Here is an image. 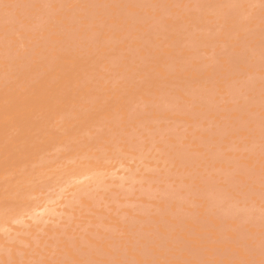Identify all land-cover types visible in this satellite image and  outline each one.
<instances>
[{"label":"rangeland","instance_id":"1","mask_svg":"<svg viewBox=\"0 0 264 264\" xmlns=\"http://www.w3.org/2000/svg\"><path fill=\"white\" fill-rule=\"evenodd\" d=\"M0 40V104L39 108L5 174L29 191L0 194L20 214L0 220V264H264V0H0Z\"/></svg>","mask_w":264,"mask_h":264},{"label":"bare ground","instance_id":"2","mask_svg":"<svg viewBox=\"0 0 264 264\" xmlns=\"http://www.w3.org/2000/svg\"><path fill=\"white\" fill-rule=\"evenodd\" d=\"M108 1H109V0H108ZM121 2H122V1H121ZM136 2H137V1H136ZM146 2H147V0H146ZM198 2H199V1H198ZM44 4H45V3H44ZM195 4H196V3H195ZM201 4H202V3H201ZM113 5H114V4H113ZM130 5H131V4H130ZM202 5H204V4H202ZM94 7H95V6H94ZM115 7H116V6H115ZM132 7H134V6H132ZM99 8H100V7H99ZM81 9H82V8H81ZM238 9H239V8H238ZM114 12H115V11H114ZM94 13H95V12H94ZM103 17H104V16H103ZM101 19H102V17H101ZM110 19H111V18H110ZM184 19H185V18H184ZM226 24H227V23H226ZM168 25H169V24H168ZM236 25H237V24H236ZM5 26H6V25H5ZM28 27H29V26H28ZM147 29H148V28H147ZM11 30H12V29H11ZM124 30H125V29H124ZM22 31H23V30H22ZM140 34H141V33H140ZM145 36H146V35H145ZM137 37H138V36H137ZM0 41H1V40H0ZM160 47H161V46H160ZM25 49H26V48H25ZM171 49H172V48H171ZM19 50H21V49H19ZM22 50H23V49H22ZM7 51H8V50H7ZM18 52H19V51H18ZM44 52H45V51H44ZM181 52H182V51H181ZM19 53H20V52H19ZM61 55H62V54H61ZM6 56H7V55H6ZM33 56H34V55H33ZM58 56H59V55H58ZM36 57H37V56H36ZM38 58H39V57H38ZM70 58H71V57H70ZM185 58H186V57H185ZM0 59H1V58H0ZM75 59H76V58H75ZM9 60H10V59H9ZM38 60H39V59H38ZM147 60H148V59H147ZM192 60H193V59H192ZM0 61H1V60H0ZM18 61H19V60H18ZM134 61H135V60H134ZM7 62H8V61H7ZM74 62H75V61H74ZM84 62H85V61H84ZM126 63H127V62H126ZM19 64H20V63H19ZM73 64H74V63H73ZM207 64H208V63H207ZM49 65H50V63H49ZM55 65H56V64H55ZM65 65H66V64H65ZM153 65H154V64H153ZM42 66H43V65H42ZM53 66H54V65H53ZM56 66H57V65H56ZM71 66H72V65H70L69 67H71ZM73 67H74V66H73ZM73 67H72V68H73ZM78 67H79V66H78ZM35 68H36V67H35ZM57 68H58V67H56V69H57ZM211 68H212V67H211ZM16 69H17V68H16ZM74 69H75V68H74ZM141 69H142V68H141ZM178 69H180V68H178ZM3 70H4V69H3ZM37 70H38V69H37ZM72 70H73V69H72ZM116 70H117V69H116ZM47 71H48V70H47ZM68 71H70V70H68ZM80 71H81V70H80ZM138 71H139V70H138ZM65 72H66V71H65ZM23 73H25V72H23ZM40 73H41V72H40ZM43 73H44V72H43ZM47 73H48V72H47ZM63 73H64V72H63ZM68 73H69V72H68ZM80 73H81V72H80ZM82 73H83V71H82ZM82 73H81V74H82ZM138 73H139V72H138ZM193 73H196V72H193ZM210 73H211V72H210ZM12 74H13V73H12ZM21 74H22V73H21ZM143 74H145V73H143ZM46 75H47V74H46ZM73 75H74V74H73ZM84 75H85V74H84ZM84 75H83V76H84ZM18 76H19V75H18ZM44 76H45V75H44ZM48 76H49V75H48ZM76 76H77V75H76ZM22 77H23V76H22ZM30 77H31V76H30ZM36 77H37V76H36ZM85 77H86V76H85ZM205 77H206V75H205ZM18 78H20V77H18ZM24 78H25V77H24ZM39 78H40V77H39ZM70 78H71V77H70ZM70 78H69V79H70ZM74 78H75V77H74ZM188 78H189V77H188ZM15 79H16V78H15ZM20 79H21V78H20ZM29 79H30V78H29ZM51 79H52V78H50L49 81H50ZM85 79H86V78H85ZM85 79H84V80H85ZM213 79H214V78H213ZM17 80H19V79H17ZM37 80H38V79H37ZM54 80H55V79H54ZM142 80H143V79H142ZM164 80H165V79H164ZM21 81H23V79H22ZM21 81H20V82H21ZM51 81H52V80H51ZM51 81H50V82H51ZM75 81H76V79H75ZM15 82H16V80H15ZM17 82H18V81H17ZM26 82H27V81H26ZM28 82H29V81H28ZM28 82H27V83H28ZM56 82H58V81H56ZM77 82H78V81H77ZM125 82H126V81H125ZM149 82H150V81H149ZM176 82H177V81H176ZM2 83H3V82H2ZM27 83H25V84H27ZM30 83H31V82H30ZM44 83H45V82H44ZM44 83H42V84L45 85ZM48 83H49V82H48ZM32 84H33V83H32ZM51 84H52V83H51ZM61 84H62V83H61ZM69 84H70V83H69ZM73 84H74V83H73ZM189 84H190V83H189ZM10 85H11V84H10ZM22 85H23V84H22ZM27 85H28V84H27ZM64 85H65V84H64ZM71 85H72V84H71ZM97 85H98V84H97ZM1 86H2V85H1ZM15 86H16V85H15ZM170 86H171V85H170ZM12 87H13V86H12ZM12 87H11V89L13 90ZM29 87H31V85H29ZM29 87H28V88H29ZM36 87H38V86H36ZM42 87H43V86H42ZM49 87H50V86H49ZM79 87H80V86H79ZM81 87H84V86H81ZM4 88H5V87H4ZM44 88H46V86L43 87V89H44ZM67 88L69 89V87H67ZM31 89H32V88H31ZM38 89L41 90V87L38 88ZM52 89H53V88H52ZM54 89H56V88H54ZM77 89H78V88H77ZM6 90H7V87H6V89H5V92H6ZM15 90H18V89L16 88ZM19 90L23 93L22 89H19ZM26 90H27V89H26ZM45 90H46V89L43 90L44 93L46 92ZM50 90H51V87H50ZM13 91H14V90H13ZM34 91H35V90H34ZM43 91H39V93L42 92V95H43V94H44ZM47 91H48V90H47ZM57 91H58V90H57ZM65 91H66V89H65ZM67 91H68V90H67ZM100 91H101V90H100ZM100 91H97V93L100 92ZM108 91H109V90H108ZM125 91H126V90H125ZM11 92H12V91H11ZM28 92H29V91H28ZM58 92H59V91H58ZM63 92H64V91H63ZM87 92H88V91H87ZM143 92H144V91H143ZM181 92H182V91H181ZM7 93H8V92H7ZM7 93H4V94H7ZM51 93H52V91H51ZM79 93H80V92H79ZM121 93H122V92H121ZM10 94H11V93H10ZM17 94L20 95L19 93H16V95H17ZM52 94H54V93H52ZM64 94H65V93H64ZM70 94H71V93H70ZM80 94H81V93H80ZM84 94H85V93H84ZM88 94H89V93H88ZM88 94H87V95H88ZM152 94H153V93H152ZM8 95H9V94H8ZM25 95H26V93H25ZM29 95H31V94L29 93ZM49 95H50V94H49ZM58 95H59V94H58ZM76 95H77V93H76ZM0 96H1V95H0ZM6 96H7V95H6ZM9 96H10V95H9ZM20 96L22 97L23 95H20ZM31 96L33 97V95H31ZM34 96H35V95H34ZM36 96H37V94H36ZM38 96H39V95H38ZM50 96H51V95H50ZM55 96L57 97V95H55ZM71 96H72V95H71ZM78 96H79V95H78ZM83 96H84V95H83ZM88 96H89V95H88ZM103 96H105V95L103 94ZM236 96H237V95H236ZM7 97H8V96H7ZM16 97H17V96H16ZM29 97H30V96H29ZM40 97H41V96H40ZM46 97H47V95H45V98H46ZM74 97H75V96H74ZM85 97H86V96H85ZM96 97H98V96H96ZM185 97H186V96H185ZM1 98H3V97H1ZM4 98H6V97H4ZM9 98H10V97H9ZM9 98H7V99H9ZM25 98H26V97H25ZM34 98H35V97H34ZM34 98H31V101L29 102V104H27V108H26V106H25V109L22 108V109L17 110V108H19V106H15V108H16V109H15V108H13L14 105H12V106L10 105L12 108H10V109H6V108L4 107V106H5L4 102H2V104H4V106H3L2 104H0V194H2V196H3L4 193H1V192H4V191H6V193L8 194V192H7L8 189H9V191L11 192V193H9L8 195H6V193H5V197H6V196H9V195H11L13 192H15V191L17 190V188L20 190V192H21V189H20V188L25 189L26 191H27V190L29 191V189H28L29 187H28V188H27V186L25 187L24 184H23V181H22V183H21L19 180H18V182H17V180H16V183L14 182L16 185H17V183L20 182V184H22L23 186H22V185H19V187H20V188H19V187H16L14 184H12V185H14V187L16 188V190H15V188H12V190H14V191L12 192V191H11V188H9V186H10V184H11V181L9 180L8 177L5 178V177H6L5 174L7 173L8 175H9V174L11 175V172L9 171L10 168L13 169L12 167H15V166H16V163H17L18 161L21 160V158H19V156H18L19 154H21L20 151H24V150H25L24 147L28 148L27 146H24V147H23L24 150H19L20 147H17L16 144L19 145V142L21 143V142L23 141V139H24L23 137H26V138L29 140L28 143H30L31 145H32V143H33L34 140H35V138H32V137H34V136L31 135L30 132H29V134H28V131H29L30 127L32 126V124L36 123V122L33 123V121H34V120L32 121L33 117L30 116L31 113H32L33 115H35V111H37L36 108H38V106H37L36 108H35V106H34V103H35V101H36ZM41 98H42V97H41ZM41 98H40V99H41ZM53 98H54V97H53ZM76 98H77V97H76ZM86 98H87V97H86ZM99 98H100V97H99ZM102 98H103V97H102ZM189 98H190V97H189ZM12 99L15 101V99H17V98H14V97H13ZM22 99H24V96H23ZM37 99H38V98H37ZM42 99H43V98H42ZM50 99H51V98H50ZM50 99H49V101H50ZM67 99H68V98L66 97V101H67ZM74 99H75V98H74ZM79 99H80V98H79ZM81 99L83 100L82 97H81ZM84 99H85V98H84ZM87 99H88V98H87ZM89 99H91V97H90ZM96 99H97V98H96ZM105 99H106V98H105ZM107 99H108V98H107ZM191 99H192V98H191ZM2 100H5V99H2ZM10 100H11V99H10ZM18 100H21V99H18ZM44 100H45V99H44ZM44 100H41V102H43ZM56 100L58 101V99H56ZM68 100H69V99H68ZM76 100H77V99H76ZM14 101H13V102H14ZM22 101H23V100H22ZM37 101H38V100H37ZM39 101H40V100H39ZM52 101H53V99H52ZM64 101H65V100H64ZM90 101H92V100H90ZM103 101H104V100H103ZM106 101H107V100H106ZM108 101H109V100H108ZM158 101H159V100H158ZM0 102H1V101H0ZM8 102H9V101H8ZM11 102H12V101H11ZM23 102H24V101H23ZM27 102H28V99H27ZM41 102H40V105H42ZM46 102H47V101H46ZM54 102H55V100H54ZM79 102H81V101H79ZM121 102H122V101H121ZM181 102H182V101H181ZM188 102H189V101H188ZM6 104H7V102H6ZM65 104H66V102H65ZM65 104H64V105H65ZM159 104H160V102H159ZM171 104H172V102H171ZM261 104H262V101H261ZM16 105H17V104H16ZM23 105H24V104H23ZM40 105H39V106H40ZM51 105H52V102H51ZM59 105H60V102H59ZM66 105H67V104H66ZM71 105H72V102H71ZM211 105H213V104H211ZM44 106H45V105H44ZM52 106H53V105H52ZM110 106H111V105H110ZM110 106H109V107H110ZM115 106H116V105H115ZM130 106H131V105H130ZM136 106H137V105H136ZM158 106H159V105H158ZM225 106H226V105H225ZM42 107H43V106H42ZM46 107H47V106H46ZM48 107H49V106H48ZM55 107H56V106H55ZM66 107H68V106H66ZM66 107H65V108H66ZM73 107H74V104H73ZM73 107L71 106V108H72V109H70L71 111L74 110ZM198 107H199V106H198ZM20 108H21V107H20ZM56 108H58V107H56ZM56 108H55V109H56ZM65 108H64V109H65ZM68 108H69V107H68ZM148 108H149V107H148ZM181 108H182V107H181ZM38 109H39V108H38ZM42 109H43V108H42ZM75 109H76V108H75ZM95 109H96V108H95ZM179 109H180V108H179ZM184 109H185V108H184ZM60 110H63V109H60ZM106 110H107V109H106ZM109 110H110V109H109ZM155 110H156V109H155ZM47 111H48V110H47ZM47 111H46V113H47ZM54 111H55V110H54ZM56 111H58V110H56ZM76 111H77V110H75L74 112H76ZM42 112H44V109H43ZM58 112H59V111H58ZM58 112H57V113H58ZM60 112H61V111H60ZM62 112H63V111H62ZM108 112H109V111H108ZM118 112H119V111H118ZM176 112H177V111H176ZM44 113H45V112H44ZM52 113H53V112H52ZM65 113H66V112H65ZM68 113H69V111H68ZM72 113H73V112H72ZM163 113H164V112H163ZM205 113H206V111H205ZM62 114H63V113H61V115H62ZM66 114H67V113H66ZM69 114H71V113H69ZM82 114H85V113H81L80 115H82ZM108 114H109V113H108ZM129 114H130V113H129ZM178 114H179V113H178ZM196 114H197V113H196ZM206 114H207V113H206ZM211 114H212V113H211ZM51 115H52V114H51ZM58 115L60 116V113H59ZM63 115L65 116V114H63ZM67 115H68V114H67ZM106 115H107V114H106ZM159 115H160V114H159ZM191 115H192V114H191ZM29 116H30L32 119H31ZM42 116H44V115H41V117H42ZM49 116H50V115H49ZM59 116H58V117H59ZM98 116H99V114H98ZM36 117H37V115H36ZM44 117H45V116H44ZM52 117H53V119H54V116H52ZM65 117H66V116H65ZM65 117H64V118H65ZM69 117H70V116H69ZM82 117H83V116H82ZM84 117H85V116H84ZM86 117H87V115H86ZM92 117H93V116H92ZM47 118H48V116H47ZM78 118H79V117H78ZM80 118H81V117H80ZM201 118H202V117H201ZM34 119H35V118H34ZM56 119H57V117H56ZM83 119H84V118H83ZM87 119H88V118H87ZM101 119H103V118L101 117ZM189 119H190V118H189ZM189 119H188V120H189ZM45 120H46V117H45ZM54 120H55V119H54ZM54 120H52V121L54 122ZM61 120H63V118H62ZM65 120H66V119H65ZM69 120H70V119H69ZM73 120H74V119H73ZM75 120H76V119H75ZM89 120H90V119H89ZM92 120H93V119H92ZM103 120H104V119H103ZM37 121H38V120H37ZM79 121H80V120H79ZM84 121H85V119H84ZM93 121H94V120H93ZM38 122H39V121H38ZM42 122H43V121H42ZM65 122H66V121H65ZM82 122H83V121H82ZM98 122H101V121L98 120L97 123H98ZM172 122H173V121H172ZM185 122H186V121H185ZM46 123L48 124V122H46ZM51 123H52V122H51ZM51 123H50V125L52 126L53 123H52V124H51ZM62 123H63V121H62ZM73 123H74V121H73ZM73 123H72V124H73ZM77 123H78V121H76V124H77ZM101 123H102V122H101ZM176 123H177V122H176ZM193 123H194V122H193ZM38 124H39V123H38ZM47 124H46V125H47ZM66 124H67V123H66ZM80 124H81V123H80ZM82 124H83V123H82ZM89 124H90V123H89ZM91 124H92V123H91ZM93 124H94V123H93ZM174 124H175V123H174ZM36 125H37V124H36ZM53 125H54V124H53ZM61 125H62V124H61ZM78 125H79V123H78ZM84 125H86V124H84ZM100 125H101V124H100ZM185 125H186V124H185ZM37 126H38V125H37ZM43 126H44V125H43ZM68 126H69V125H68ZM68 126H67V127H68ZM79 126H80V125H79ZM86 126H87V125H86ZM90 126H91V125H90ZM39 127H40V126H38V128H39ZM45 127H46V126H45ZM53 127L55 128V126H53ZM73 127H75V126H73ZM73 127H72V128H73ZM82 127H84V126H82ZM182 127H183V125H182ZM186 127H187V126H186ZM196 127H197V126H196ZM237 127H238V126H237ZM237 127H236V128H237ZM60 128H61V126H60ZM187 128H188V127H187ZM226 128H227V127H226ZM228 128H229V127H228ZM31 129H34V127H33V128L31 127ZM47 129H48V128H47ZM61 129H64V130H65V128H61ZM73 129H74V128H73ZM73 129H72V130H73ZM75 129H76V128H75ZM80 129H81V127H80ZM195 129H196V128H195ZM198 129H199V128H198ZM198 129H197V130H198ZM34 130H35V129H34ZM34 130H33V131H34ZM78 130H79V129H78ZM159 130H160V129H159ZM19 131H21V133H22V136H21V137H20V135H19ZM55 131H56V129H55ZM59 131H60V130H59ZM65 131H66V130H65ZM80 131H81V130H80ZM89 131H90V130H89ZM51 132H52V131H51ZM53 132H54V131H53ZM56 132H57V131H56ZM67 132H68V131H67ZM77 132H78V131H77ZM77 132H76V133H77ZM161 132H162V131H161ZM192 132H193V131H192ZM208 132H209V131H208ZM63 133H64V132H63ZM70 133H71V131H70ZM153 133H154V132H153ZM171 133H172V132H171ZM47 134H50V132H48ZM47 134H46V135H47ZM51 134H53V133H51ZM58 134L63 135L62 133H59V132H58ZM71 134H72V133H71ZM164 134H165V133H164ZM34 135H35V134H34ZM46 135H45V136H46ZM65 135H66V134H65ZM67 135H68V134H67ZM74 135H75V133H74ZM158 135H159V134H158ZM173 135H174V133H173ZM56 136H58V135H56ZM63 136H64V135H63ZM155 136H156V135H155ZM42 137H43V136H42ZM46 137H47V136H46ZM68 137H69V136H68ZM75 137H76V136H75ZM78 137H80V136H78ZM78 137H77V138H78ZM85 137H86V136H85ZM57 138H58V137H57ZM65 138H66V137H65ZM73 138H74V137H73ZM193 138H194V137H193ZM40 139H41V137H40ZM40 139H39V140H40ZM43 139H45V138H43ZM51 139H52V138H51ZM59 139H61V138H59ZM36 140H37V138H36ZM53 140H55V139H53ZM61 140H62V139H61ZM63 140H65V139H63ZM159 140H160V139H159ZM181 140H182V139H181ZM26 141H27V140H26ZM47 141H49V140H47ZM55 141H56V140H55ZM55 141H54V142H55ZM57 141H58V139H57ZM66 141H67V140H66ZM233 141H234V140H233ZM40 142H41V141H40ZM51 142H53V141H51ZM54 142H53V144H55ZM59 142H60V141H58L57 144H59ZM61 142H62V141H61ZM161 142H162V141H161ZM197 142H200V141H197ZM210 142H211V141H210ZM210 142H209V143H210ZM43 143H44V142H43ZM65 143H66V142H65ZM169 143H170V142H169ZM239 143H241V142H239ZM35 144H39V143H37V142L35 141ZM155 144H156V143H155ZM20 145H23V143L20 144ZM25 145H27V143H26ZM49 145H50V143H49ZM143 145H144V144H143ZM157 145H158V144H157ZM162 145H163V144H162ZM42 146H43V145H42ZM42 146H41V147H42ZM52 146H53V145H52ZM52 146L50 147L51 150H52ZM64 146H65V145H64ZM64 146H63V147H64ZM95 146H96V145H95ZM172 146H173V145H172ZM174 146H175V145H174ZM35 147H36V145H35ZM35 147H34V148H35ZM43 147H44V146H43ZM53 147H54V146H53ZM65 147H66V146H65ZM188 147H189V146H188ZM45 148H46V147H45ZM60 148H61V147H60ZM147 148H148V147H147ZM29 149H30V147H29ZM37 149L39 150V148H37ZM55 149H56V147H55ZM180 149H181V148H180ZM228 149H229V148H228ZM26 150L28 151V149H26ZM45 150H46V149H45ZM162 150H163V149H162ZM52 151H53V150H52ZM179 151H180V150H179ZM222 151H223V150H222ZM31 152H32V151H31ZM47 152H48V151H47ZM63 152H64V151H63ZM141 152H142V151H141ZM162 152H163V151H162ZM23 153H24V152H23ZM25 153H26V152H25ZM38 153H39V152H38ZM45 153H46V152H45ZM175 153H176V152H175ZM186 153H187V152H186ZM226 153H228V152H226ZM33 154H34V153H33ZM36 154H37V153H36ZM149 154H150V153H149ZM181 154H182V153H181ZM190 154H191V156H193V154H192L191 152H190ZM22 155L24 156V154H22ZM41 155H42V154H41ZM55 155H56V154H55ZM162 155H163V154H162ZM185 155L187 156L188 154H185ZM211 155H212V154H211ZM220 155H221V154H220ZM31 156H32V155H31ZM172 156H173V155H172ZM39 157H40V155H39ZM56 157H57V156H56ZM139 157H140V156H139ZM178 157H179V155H178ZM27 158H28V157L26 156V159H27ZM30 158H31V157H30ZM33 158H34V157H33ZM37 158H38V157H37ZM41 158H42V157H41ZM49 158H50V157H49ZM52 158H53V157H52ZM54 158H55V157H54ZM113 158H115V157H113ZM216 158H217V157H216ZM23 159H24V158H23ZM26 159L24 160V162L26 161ZM57 159H59V158L57 157ZM94 159H95V158H94ZM167 159H168V158H167ZM232 159H233V158H232ZM42 160H43V159H42ZM59 160H61V158H60ZM96 160H97V159H96ZM96 160H95V161H96ZM146 160H147V159H146ZM196 160H197V159H196ZM199 160H200V159H199ZM28 161H29V160H27V162H28ZM30 161H32V160H30ZM56 161H57V160H56ZM93 161H94V160H93ZM132 161H133V159H132ZM154 161H155V160H154ZM213 161H214V160H213ZM21 162H22V161H21ZM24 162H23V163H24ZM27 162H25V163H27ZM62 162H63V161H62ZM88 162H89V161H88ZM147 162H148V161H147ZM152 162H153V161H152ZM180 162H181V161H180ZM183 162H184V161H183ZM23 163H22V164H23ZM55 163H56V162H55ZM156 163H158V162H156ZM20 164H21V163H20ZM28 164H29V163H28ZM51 164H52V163H51ZM53 164H54V163H53ZM89 164H90V163H89ZM143 164H144V163H143ZM172 164H173V163H172ZM172 164H171V165H172ZM222 164H224V163L222 162ZM32 165H33V164H32ZM55 165H56V164H55ZM59 165H60V162H59ZM63 165H64V164H63ZM96 165H98V163H97ZM96 165H94V167H95ZM183 165H184V164H183ZM191 165H192V164H191ZM194 165H195V164H194ZM24 166H25V165H23V167H24ZM50 166H51V165H50ZM50 166H49V167H50ZM86 166H87V165H86ZM91 166H92V164H91ZM143 166H144V165H143ZM143 166H142V167H143ZM40 167H42V166H39L38 168H40ZM45 167H47V165H46ZM57 167H58V166H57ZM61 167H62V166H60L59 168L61 169ZM83 167H84V165H82L81 168H83ZM87 167H88V166H87ZM92 167H93V166H92ZM92 167H91V168H92ZM96 167L98 168V166H96ZM114 167H115V166H114ZM114 167H113V168H114ZM134 167H135V166H134ZM28 168H30V166H29ZM28 168H26L25 170H27ZM36 168H37V167H36ZM43 168H44V167H43ZM89 168H90V166H89ZM147 168H148V167H147ZM147 168H146V169H147ZM190 168H191V167H190ZM204 168H205V167H204ZM18 169H19V168H18ZM18 169H17V170H18ZM86 169H87V168H86ZM127 169H128V168H127ZM20 170H21V169H20ZM44 170H45V169H44ZM84 170H85V167H84ZM107 170H108V169H107ZM177 170H178V169H177ZM7 171H9L10 173H8ZM11 171H12V170H11ZM21 171L23 172V170H21ZM21 171H19V172H21ZM33 171H34V170H33ZM35 171H36V170H35ZM111 171H112V170H111ZM165 171H166V170H165ZM204 171H205V170H204ZM22 172L20 173V175H18V174H16V175H18V176L21 178V174H22ZM29 172H30V171H29ZM42 172H43V170H42ZM42 172H38V171H37V172H35V173H37V175H38L39 173L41 174ZM59 172H60V171H58L57 174H58ZM118 172H119V171H118ZM118 172H116V173H118ZM126 172H127V171H126ZM193 172H194V171H193ZM32 173H33V172H32ZM104 173H105V172H104ZM116 173H115V174H116ZM129 173H130V172H129ZM184 173H185V172H184ZM189 173H190V172H189ZM211 173H212V172H211ZM7 174H6V175H7ZM12 174L15 175L14 173H12ZM23 174H24V172H23ZM40 174H39V175H40ZM43 174H44V173H43ZM43 174H42V175H43ZM53 174H54V173H53ZM53 174H52V175H53ZM60 174H61V173H60ZM91 174H92V173H91ZM91 174H90V175H91ZM96 174H97V173H96ZM107 174H108V173H107ZM107 174H106V176L109 177V174H110V173H109L108 175H107ZM115 174H112V177H113ZM118 174L120 175L121 172L118 173ZM139 174H140V173H139ZM202 174H203V171H202ZM202 174H201V175H202ZM220 174H221V172H220ZM10 175H9V177H10ZM25 175H26V174H25ZM34 175H35V177H38V176H39V175L37 176L36 174H34ZM34 175H33V176H34ZM94 175H95V174H94ZM94 175H91V177H93ZM119 175H118V176H119ZM122 175H123V173H122ZM125 175H126V173H124V176H125ZM178 175H179V174H178ZM178 175H177V176H178ZM23 176H24V175H22V177H23ZM26 176L29 177L28 174H27ZM33 176L30 175V177L34 178ZM47 176H48V175H46L44 178H42V176H40L39 178H42V179L47 180V179H46ZM50 176H51V175H49V177H50ZM56 176H58V175L55 174V177H56ZM63 176H65V178L67 177V179L70 178L69 175L67 176L66 173H65V175H63ZM63 176H61V177H62V181H63V178H64ZM104 176H105V175H104ZM132 176H133V175H132ZM231 176H232V175H231ZM231 176H230V178H231ZM30 177H29V179H28V178L25 179V177H23V179L21 178V180H24V179H25V181H26V180H32V179H30ZM52 177H54V176H51V178H48V179L50 180V179H52ZM71 177H72V176H71ZM82 177H83V176H82ZM96 177H97V175L95 176V178H96ZM110 177H111V175H110ZM119 177H120V176H119ZM221 177H223V176H221ZM10 178H11V177H10ZM59 178H60V177H59ZM89 178H90V177H89ZM93 178H94V177H93ZM161 178H162V177H161ZM192 178H193V177H192ZM15 179H18V178L15 177ZM36 179H37V178H36ZM42 179H39V180L37 179V180H38V182H39V181H41ZM96 179H97V178H96ZM121 179H122V178H121ZM154 179H155V178H154ZM181 179H182V178H181ZM199 179H201V178H199ZM204 179H205V178H204ZM206 179H207V178H206ZM227 179H228V178H227ZM235 179H237V178H235ZM11 180H12V179H11ZM45 180H44V181H45ZM71 180H72V179H71ZM91 180H92V179H91ZM107 180H108V179H107ZM107 180H106V181H107ZM109 180H110V179H109ZM186 180H187V179H186ZM231 180H232V179H231ZM33 181H34V180H33ZM44 181L42 180L43 183H44ZM52 181H53V180H52ZM52 181L50 180V181H48V182H46V181H45V182H46V183H50V182H52ZM56 181H57V180H55L54 182H56ZM59 181H61V179H59L58 182H59ZM62 181H61V182H62ZM66 181H67V180H66ZM89 181H90V180H89ZM110 181H112V180H110ZM120 181H122V180H120ZM195 181H196V180H195ZM9 182H10V184H9ZM30 182H31V181H30ZM36 182H37V181L34 182V185H35ZM42 182H41L40 187L42 186ZM90 182H91V181H90ZM90 182H89V183H90ZM93 182H95V180H94ZM96 182H97V181H96ZM107 182H108V181H107ZM118 182H119V181H115V183H114V182H113V183L116 184V183H118ZM179 182H180V181H179ZM232 182H233V181H232ZM12 183H13V180H12ZM24 183H25V182H24ZM62 183H63V182H62ZM80 183H81V182H80ZM154 183H155V182H154ZM210 183H211V182H210ZM230 183H231V182H230ZM235 183H236V182H235ZM235 183H234V184H235ZM239 183H240V182H239ZM239 183H237V184H239ZM25 184H27V182H26ZM29 184H32L31 186L33 187V189L35 188V186H37V184H36L35 186H33V182H32V183H29ZM54 184H55V183H54ZM59 184H60V183H59ZM59 184H58V185H59ZM67 184H68V182H67ZM83 184H84V183H83ZM119 184H120V183H119ZM125 184H126V183H125ZM127 184H128V183H127ZM152 184H153V183H152ZM223 184H225V183H223ZM228 184H229V183H228ZM12 185H11V186H12ZM44 185H45V184H44ZM44 185H43V186H44ZM56 185H57V184H55L54 186L56 187ZM94 185H95V184H94ZM106 185H107V184H106ZM116 185H117V184H116ZM122 185H123V184H122ZM157 185H158V184H157ZM11 186H10V187H11ZM17 186H18V185H17ZM28 186H30V185H28ZM61 186H62V185H60V187H61ZM63 186H64V185H63ZM83 186H84V185H83ZM135 186H136V185H135ZM230 186H231V185H230ZM232 186H233V185H232ZM23 187H24V188H23ZM32 187H31L30 189H32ZM84 187H86V186H84ZM87 187H89V186H87ZM87 187H86V188H87ZM91 187H92V186H90V188H91ZM195 187H196V186H195ZM7 188H8V189H7ZM26 188H27V189H26ZM43 188H44V187H43ZM48 188H50V187H48ZM57 188H59V187H57ZM62 188H63V187H62ZM62 188H60V189L62 190ZM64 188H65V187H64ZM90 188H89V189H90ZM159 188H160V187H159ZM217 188H218V187H217ZM228 188H229V187H228ZM35 189H37L36 191L38 192V190H39V186H38V188H35ZM84 189H85V188H84ZM110 189H113V188H110ZM130 189H131V188H130ZM198 189H199V188H198ZM226 189H227V188H226ZM230 189H231V188H230ZM19 190H18V191H19ZM53 190H54V189H53ZM55 190L57 191L58 189H55ZM233 190H234V189H233ZM18 191L15 192V193H19ZM23 191H24V190H22V192H23ZM28 191H27V192H28ZM66 191H68V190L66 189L65 192H66ZM71 191H72V190H71ZM71 191H70V192L68 191V193H71ZM86 191H87V190H86ZM97 191H98V190H97ZM117 191H118V190H117ZM37 192H36V193H37ZM92 192H94V191H91V193H92ZM99 192H100V191H99ZM99 192H96V193H99ZM191 192H192V191H191ZM200 192H201V191H200ZM220 192H221V191H220ZM225 192H226V191H225ZM23 193H25L26 196L28 195V193H26V192H23ZM23 193H22V194H23ZM30 193H31V192H30ZM32 193H34V191H32ZM38 193H39V192H38ZM68 193H67V194H68ZM94 193H95V192H94ZM179 193H180V191H179ZM231 193H232V192H231ZM13 194H14V193H13ZM22 194H21V195H22ZM67 194H65V195H67ZM14 195L16 196V194H14ZM18 195H19V194H18ZM37 195H38V194H37ZM37 195H36V198H37ZM51 195H52V194H51ZM53 195H54V194H53ZM55 195H57V194H55ZM59 195H60V194H59ZM63 195H64V194H63ZM117 195H118V194H117ZM142 195H143V194H142ZM220 195H221V194H220ZM229 195H230V194H229ZM19 196H20V195H19ZM19 196H18V197H19ZM23 196H24V194H23L21 197L23 198ZM170 196H171V195H170ZM194 196H195V195H194ZM196 196H197V195H196ZM3 197H4V196H3ZM5 197H4V198H5ZM12 197H13V196H12ZM21 197H19L20 199L17 198V202H18V205H19V206L23 205V204L20 205L19 202H21V203H25V200H26V199L24 200V198H27V197L24 196V198L21 199ZM30 197H31V196H30ZM30 197H29V198H30ZM51 197H52V196H51ZM60 197H61V195H60ZM64 197H65V196H64ZM103 197H104V196H103ZM9 198H10V197H9ZM34 198H35V197H34ZM40 198H41V199H40ZM40 198L38 199L37 202H39V200H42V197H40ZM48 198H49V197H48ZM48 198H46V199H48ZM129 198H130V197H129ZM140 198H141V197H140ZM189 198H190V197H189ZM231 198H232V197H231ZM7 199H8V198H7ZM49 199H50V198H49ZM51 199H53V198H51ZM51 199H50V200H51ZM73 199H74V198H73ZM131 199H132V198H131ZM191 199H192V198H191ZM226 199H227V198H226ZM226 199H225V200H226ZM232 199H234V198H232ZM20 200H21V201H20ZM22 200H24V202H23ZM34 200H36V199H34ZM34 200H32V201L34 202ZM50 200H49V201H50ZM96 200H97V199H96ZM169 200H170V199H169ZM215 200H216V199H215ZM4 201H5V200H4ZM7 201H8L9 204L7 203ZM7 201H6L5 204H8V206L11 207V205L13 204V203H12V202H13L12 199H11V203H12L11 205H10V202H9L10 200H7ZM32 201H31V202H32ZM101 201H102V200H101ZM131 201H132V200H131ZM191 201H192V200H191ZM226 201H227V200H226ZM236 201H239V200H236ZM29 202H30V201L27 202V205H28ZM33 202H32V203H33ZM37 202H36V203H37ZM41 202H44V201H41ZM63 202H64V201H63ZM201 202H202V201H201ZM223 202H224V201H223ZM233 202H234V201H233ZM1 203H2V205L4 204L2 201H1ZM32 203H30V204H32ZM39 203H40V202H39ZM64 203H65V202H64ZM171 203H172V202H171ZM187 203H188V202H187ZM236 203H237V202H236ZM241 203H242V202H241ZM14 204H17V203H14ZM18 205H15V207L18 208V207H19ZM24 205H25V204H24ZM24 205H23V206H24ZM27 205H26V206H27ZM40 205H41V203H40ZM193 205H195V204H193ZM226 205H227V204H226ZM32 206H33V205H32ZM46 206H47V205H46ZM208 206H209V205H208ZM2 207H3V206H2ZM5 207H6V206H5ZM15 207H14V208H15ZM21 207H22V206H21ZM21 207H19L20 210H21ZM35 207H37V205H35L34 208H35ZM43 207H44V206H42V209H43ZM72 207H74V206H72ZM101 207H102V206H101ZM106 207H107V206H106ZM181 207H182V206H181ZM184 207H185V206H184ZM187 207H188V206H187ZM193 207H195V206H193ZM219 207H220V206H219ZM227 207H228V206H227ZM24 208H25V207H24ZM31 208H32V207H30V205H29V206H28V209H31ZM34 208H33V209H34ZM49 208H50V207H49ZM49 208H48V209H49ZM74 208H75V207H74ZM76 208L78 209V207H76ZM94 208H95V207H94ZM157 208H158V207H157ZM214 208H215V207H214ZM221 208H222V207H221ZM235 208H237V207H235ZM0 209H1V208H0ZM5 209H6V208L3 207V209L0 210V215L3 213V211H6ZM8 209H9L10 211H9ZM22 209H23V208H22ZM35 209H36V208H35ZM35 209H34V211H35ZM37 209H39V207H37ZM45 209H46V208H45ZM71 209H73V208H71ZM206 209H207V208H206ZM210 209H211V208H210ZM210 209H209V210H210ZM222 209H223V208H222ZM225 209H226V208H225ZM2 210H3V211H2ZM39 210H41V208H40ZM55 210L59 211L58 209H55ZM55 210H54V208H52V209H50L49 212H51V211L54 212ZM66 210H67V209H66ZM214 210H216V209H214ZM14 211H15L16 213H19V212H20V211H18V210H14V209H13V212H12V211H11V208L7 207V212L15 213ZM22 211H23V210H21V212H22ZM43 211H44V213H45V212H47L48 210H47V211L43 210ZM61 211H62V210H61ZM63 211H64V210H63ZM68 211H69V210H68ZM68 211H66V212H68ZM73 211H74V210H73ZM80 211H81V210H79L78 212H80ZM96 211H97V210H96ZM136 211H137V210H136ZM1 212H2V213H1ZM7 212H6V213H7ZM21 212H20V213H21ZM59 212H60V211H59ZM59 212H58V213H59ZM71 212H72V211H71ZM74 212H75V211H74ZM101 212H102V211H101ZM237 212H238V211H237ZM39 213H40V212H39ZM198 213H199V212H198ZM209 213H210V211H209ZM218 213H219V212H218ZM226 213H227V212H226ZM4 214H5V212L1 215V216H3V217H2L0 220H3L4 217H5V219H10V218H12V216H13V218H14V217H16L15 215H18V214H14V215L11 216L10 213H7V214H8L7 216L10 215L11 217L6 218V216H5ZM48 214L50 215L51 213H48ZM48 214H47V213L45 214L47 219H48V216H49ZM52 214H53V213H52ZM103 214H104V213H103ZM128 214H129V213H128ZM199 214H201V213H199ZM204 214H205V213H204ZM19 215H20V214H19ZM19 215H18V216H19ZM43 215H44V214H43ZM43 215H42V216H43ZM137 215H138V214H137ZM150 215H151V214H150ZM42 216H40L41 219H43ZM57 216H58V215H57ZM88 216H89V214H88ZM93 216H94V215H93ZM196 216H197V215H196ZM228 216H229V215H228ZM19 217H20V216H19ZM37 217H38V216H37ZM44 217H45V216H44ZM50 217H51V215L49 216V218H50ZM58 217H59V216H58ZM58 217H57V218H58ZM60 217H61V216H60ZM62 217L64 218V216H62ZM120 217H121V216H120ZM132 217H133V216H132ZM155 217H157V216H155ZM51 218L53 219V221H55V219H57V218H55V217H54V218L51 217ZM67 218H70V217L68 216ZM110 218H112V216H111ZM201 218H202V217H201ZM206 218H207V217H206ZM230 218H231V217H230ZM41 219H40V220H41ZM59 219H60V218H59ZM81 219H82V218H81ZM99 219H100V218H99ZM103 219H104V217H103ZM173 219H174V218H173ZM219 219H220V218H219ZM223 219H224V218H223ZM3 221H5V220H3ZM6 221H7V220H6ZM24 221H26V219H25ZM62 221H63V220H62ZM142 221H143V220H142ZM175 221H176V220H175ZM195 221H197V220H195ZM206 221H207V220H206ZM222 221H223V220H222ZM0 222H2V221H0ZM45 222H47V220L44 221L43 223H45ZM57 222H58V224H59L60 221H58V219H57ZM81 222H82V221H81ZM111 222H112V221H111ZM111 222H110V223H111ZM152 222H153V221H152ZM2 223H3V222H2ZM4 223H5V222H4ZM7 223H8V222H7ZM7 223H6V224H7ZM35 223H36V222H35ZM37 223H38V221H37ZM49 223L51 224V222H49ZM49 223H47V224H48L47 226H50ZM55 223H56V221H55ZM86 223H87V222H86ZM112 223H113V222H112ZM117 223H118V222H117ZM127 223H128V222H127ZM149 223H150V222H149ZM153 223H154V222H153ZM198 223H199V221H198ZM200 223H201V222H200ZM0 224H1V223H0ZM70 224H71V223H70ZM83 224H84V223H83ZM124 224H125V223H124ZM155 224H156V223H155ZM207 224H208V223H207ZM24 225H25V224H24ZM34 225H35V224H34ZM113 225H114V224H113ZM140 225H141V224H140ZM201 225H202V224H201ZM1 226H2V225H0V227H1ZM132 226H133V225H132ZM142 226H143V225H142ZM145 226H146V225H145ZM152 226H153V225H152ZM13 227H14V226H13ZM13 227H11V229H15V227H14V228H13ZM74 227H75V226H74ZM20 228H21V230L18 229V227H17L14 231H17V230H18V231H21V232H22V229H24V228H23V227H20ZM28 228H29V227H28ZM80 228H81V227H80ZM115 228H116V227H115ZM131 228H132V227H131ZM142 228H143V227H142ZM148 228H149V227H148ZM29 229H30V228H29ZM32 229H33V228H32ZM37 229H38V228H37ZM43 229H44V228H43ZM47 229H48V228H47ZM75 229H76V227H75ZM91 229H92V228H91ZM112 229H113V228H112ZM140 229H141V228H140ZM24 230H27V229H24ZM24 230H23V232H26V231H24ZM33 230L36 231V229H33ZM126 230H127V229H126ZM130 230H131V229H130ZM34 231H33V232H34ZM151 231H152V230H151ZM63 232H64V231H63ZM68 232H69V231H68ZM73 232H74V231H73ZM13 233H14V232H13ZM18 233H19V232H18ZM80 233H81V232H80ZM19 234H20V233H19ZM27 234H28V231H27ZM36 234H37V233H36ZM36 234H34V235H36ZM84 234H86V233H84ZM121 234H122V233H121ZM16 235H17V234H15V236H16ZM29 235L32 236L33 234H30V233H29ZM38 235H39V234H38ZM38 235H37V236H38ZM150 235H151V234H150ZM6 236H7V235H6ZM6 236H5V238H6ZM10 236H11V235H10ZM12 236H14V234H12ZM15 236H14V237H15ZM132 236H133V235H132ZM138 236H139V235H138ZM166 236L170 237L171 235H166ZM166 236H165V237H166ZM1 237H2V236H1ZM140 237H141V236H140ZM241 237H242V236H241ZM18 238H19V237H18ZM31 238H32V237H31ZM33 238H34V237H33ZM66 238H67V237H66ZM143 238H144V237H143ZM23 239H24V238H22V240H23ZM124 239H126V238H124ZM236 239H237V238H236ZM236 239H235V240H236ZM239 239H240V238H239ZM1 240H3V237H2ZM1 240H0V241H1ZM29 240H30V238H29ZM119 240H120V239H119ZM126 240H127V239H126ZM23 241H24V240H23ZM25 241H26V240H25ZM25 241H24V242H25ZM36 241H37V240H36ZM36 241H35V242H36ZM123 241H125V240H123ZM24 242H23V243H24ZM26 242H27V241H26ZM26 242H25V243H26ZM31 242H32V241H31ZM0 243H1V242H0ZM27 243H28V242H27ZM27 243H26V244H27ZM29 243H30V242H29ZM63 243H64V242H63ZM63 243H62V244H63ZM127 243H128V241H127ZM127 243H126V244H127ZM139 243H140V242H139ZM26 244H25V245H26ZM41 244H42V243H41ZM134 244H135V243H134ZM128 245H129V244H128ZM150 245H151V244H150ZM31 246H32V245H31ZM130 246H131V245H130ZM15 247H16V246H15ZM124 247H125V245H124ZM132 247H133V246H132ZM136 247H137V246H136ZM144 247H145V246H144ZM154 247H155V246H154ZM166 247H167V246H166ZM168 247H169V246H168ZM169 248H170V247H169ZM171 248H172V247H171ZM188 248H189V247H188ZM237 248H239V247H237ZM183 249H184V248H183ZM156 250H157V249H156ZM37 251H38V250H37ZM130 251H131V250H130ZM135 251H136V250H135ZM142 251L144 252L143 249H142ZM150 251H151V250H150ZM168 251H169V249H168ZM183 251H184V250H183ZM183 251H182V253H183ZM38 252H39V251H38ZM173 252H174V251H173ZM187 252H188V251H187ZM145 253H146V251H145ZM44 255H45V254H44ZM154 256H156V255H154ZM220 256H222V255H220ZM37 257H38V256H37ZM37 257H35V259H36ZM88 259H89V258H88ZM2 260H3V259H2ZM130 260H131V259H130ZM142 260H143V259H142ZM3 261H4V260H3ZM131 261H132V260H131ZM4 262H5V261H4ZM46 263H47V262H46ZM132 263H133V262H132ZM145 263H146V262H145ZM145 263L142 262V264H145ZM99 264H100V263H99ZM147 264H148V263H147Z\"/></svg>","mask_w":264,"mask_h":264}]
</instances>
